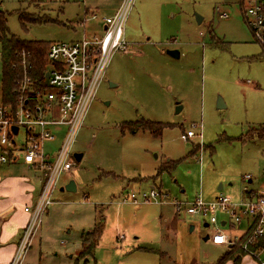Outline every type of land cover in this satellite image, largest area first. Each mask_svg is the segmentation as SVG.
<instances>
[{"label": "rangeland", "instance_id": "374dc122", "mask_svg": "<svg viewBox=\"0 0 264 264\" xmlns=\"http://www.w3.org/2000/svg\"><path fill=\"white\" fill-rule=\"evenodd\" d=\"M34 1L0 0V9L9 13L12 34L47 42L102 35L103 18L119 3ZM241 2L136 1L126 24L129 50L111 56L74 143L73 151L84 156L61 175L54 193L59 201L44 214L23 264L218 263L228 248L205 237L217 229L236 235L245 223L221 226L232 219L216 211L219 224L206 226L210 216L190 214L186 204L219 196L240 202L246 191L264 190V137L253 130L264 124V50L245 22ZM21 8L50 22L23 26ZM170 49L180 56L168 54ZM2 68L0 56V87ZM219 98L226 107H217ZM137 121L162 127L160 134L123 128ZM191 129L197 135L183 140ZM25 169L15 168L12 175ZM70 179L77 190L60 191ZM152 190L160 192L157 201L126 200ZM176 202H182L179 213ZM102 220L103 235L88 255L82 237Z\"/></svg>", "mask_w": 264, "mask_h": 264}, {"label": "built area", "instance_id": "2783aa9c", "mask_svg": "<svg viewBox=\"0 0 264 264\" xmlns=\"http://www.w3.org/2000/svg\"><path fill=\"white\" fill-rule=\"evenodd\" d=\"M136 1L121 0L115 13L103 18L102 35L52 42L43 84L27 71L24 54V71L17 79L15 98L5 100L0 87V163L22 158L25 165L43 174L36 201L25 207L29 219L8 264H23L44 214L54 203L61 175L74 167V143L97 97L98 87L105 81L111 56L116 51L129 50L126 24ZM241 5L248 28L264 50V0H242ZM92 17L96 14L92 13ZM196 135L191 129L181 137L188 140ZM159 195L156 190L144 192L141 197L131 193L126 200L135 204L147 203L157 201ZM247 196L240 202H232L227 196L216 197L210 202L197 197L194 202L186 204L185 210L190 214L210 216V224L219 223L217 215L213 214L216 211L225 212L232 219L230 222L227 219L223 226H240L247 220L249 227L245 233L248 234L240 246L257 264H264V190ZM175 205L177 213L183 210L182 202ZM241 236L217 229L208 240L232 247ZM251 245L254 248H250Z\"/></svg>", "mask_w": 264, "mask_h": 264}, {"label": "trees", "instance_id": "16d2710c", "mask_svg": "<svg viewBox=\"0 0 264 264\" xmlns=\"http://www.w3.org/2000/svg\"><path fill=\"white\" fill-rule=\"evenodd\" d=\"M34 3L38 2L34 1ZM8 14L7 11L0 9V56L3 65L1 91L5 100H13L15 98L17 79L24 71V54L27 71L37 82L43 84L45 81L44 73L49 65L48 50L52 42L36 39H22L12 34L8 27ZM19 21L23 26H25L26 23L50 22V20L35 18V16H32L23 8L19 11ZM123 128L133 134L142 129L150 130L155 135H159L162 127L156 128L153 126V123L148 121H143L141 123L137 121L128 122ZM253 130L261 137H264V124L253 128ZM170 168L171 164L160 167L158 175L162 171ZM251 192L255 191H246L247 194ZM103 232L104 221L102 220L96 223L91 231L83 235L82 248L87 250L88 255L93 253ZM247 234L248 233L243 234L239 242L230 247L226 253L222 255L217 264H225L227 262H231V264H241L243 255H246V251L240 246V243L245 241ZM250 248H254V245H251Z\"/></svg>", "mask_w": 264, "mask_h": 264}, {"label": "crops", "instance_id": "0c3cea01", "mask_svg": "<svg viewBox=\"0 0 264 264\" xmlns=\"http://www.w3.org/2000/svg\"><path fill=\"white\" fill-rule=\"evenodd\" d=\"M120 2L121 0H119V3L114 8V11H116ZM89 12L90 11L87 13ZM91 13L94 12L91 11ZM128 44L130 46L129 41ZM21 166L26 167L25 172L17 176L12 175L13 169ZM42 180V172L33 167H28L22 160L0 163V264H8L13 258L22 232L29 219V213L26 212L25 207L36 201L41 189ZM69 181L61 186L60 191L66 190V185ZM246 195L248 194L246 193ZM247 197L248 196H245V199ZM57 201L59 200L54 199V203ZM226 220L227 219H223L220 225L223 226ZM243 223H245L243 231L241 233H237L236 235H243V233H245L248 229L249 224L247 223V220H244L240 226ZM209 224V222H206V226H209ZM227 248L229 249L230 247ZM245 260H250L252 264H257L249 255H245L242 258L241 264H248ZM26 264L30 263L28 262ZM226 264H231V262H227Z\"/></svg>", "mask_w": 264, "mask_h": 264}, {"label": "water", "instance_id": "95a60500", "mask_svg": "<svg viewBox=\"0 0 264 264\" xmlns=\"http://www.w3.org/2000/svg\"><path fill=\"white\" fill-rule=\"evenodd\" d=\"M202 19H203L202 17L197 16L198 22H201ZM167 53L170 54L171 56L175 57V58H178L180 56V52L177 49H170V50L167 51ZM47 77H48V74H47ZM110 86H114V84L112 82H110ZM217 107L218 108L226 107V104H225V102L223 101L222 98L218 99ZM83 156H84V153H78V152L75 153V157H76V159L78 161H80L83 158ZM76 189H77V186H76L75 180H70L69 183L66 185V190H68V191H76ZM208 239H209V235H207L205 237V240H208Z\"/></svg>", "mask_w": 264, "mask_h": 264}]
</instances>
